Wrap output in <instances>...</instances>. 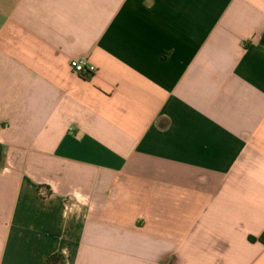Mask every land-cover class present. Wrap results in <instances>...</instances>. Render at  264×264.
Listing matches in <instances>:
<instances>
[{
  "label": "crops",
  "instance_id": "1",
  "mask_svg": "<svg viewBox=\"0 0 264 264\" xmlns=\"http://www.w3.org/2000/svg\"><path fill=\"white\" fill-rule=\"evenodd\" d=\"M262 235L264 0H0V264H264Z\"/></svg>",
  "mask_w": 264,
  "mask_h": 264
},
{
  "label": "built area",
  "instance_id": "2",
  "mask_svg": "<svg viewBox=\"0 0 264 264\" xmlns=\"http://www.w3.org/2000/svg\"><path fill=\"white\" fill-rule=\"evenodd\" d=\"M72 71L82 78H91L96 72L97 68L90 64L86 58H78L71 61Z\"/></svg>",
  "mask_w": 264,
  "mask_h": 264
},
{
  "label": "trees",
  "instance_id": "3",
  "mask_svg": "<svg viewBox=\"0 0 264 264\" xmlns=\"http://www.w3.org/2000/svg\"><path fill=\"white\" fill-rule=\"evenodd\" d=\"M41 187H39V189H40ZM47 195H49V194H47ZM259 240L261 241V242H263L264 243V235H262L260 238H259ZM52 260H57L58 261V264H64L65 263V259H64V256L62 255V254H55L54 256H52L51 258H50V262H52Z\"/></svg>",
  "mask_w": 264,
  "mask_h": 264
}]
</instances>
